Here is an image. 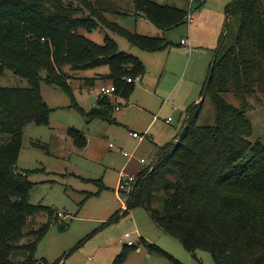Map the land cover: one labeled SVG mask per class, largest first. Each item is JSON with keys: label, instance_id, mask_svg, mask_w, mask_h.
<instances>
[{"label": "trees", "instance_id": "1", "mask_svg": "<svg viewBox=\"0 0 264 264\" xmlns=\"http://www.w3.org/2000/svg\"><path fill=\"white\" fill-rule=\"evenodd\" d=\"M76 1L79 7L73 0H0V78L9 69L29 83L0 85V264L64 262V256L54 263L36 257L38 243L58 221L57 214L30 202L33 171L17 166L27 125L49 122L52 109L42 96L41 81L71 94L60 69L68 64L75 70L107 65L115 96L127 98L135 83L127 79L142 77L146 71L141 60L121 51L113 38L107 36L104 44H98L79 32L95 30L98 22L77 16L93 11L92 1ZM134 2L136 14L162 30L187 23L184 9L153 0ZM225 14L228 27L201 93L216 105L215 124H197L203 101L190 105L181 132L158 147L152 166L136 175L128 191L119 190L125 208L101 228L144 208L158 227L191 253L208 251L217 264H264V140L251 139L253 124L245 110L223 96L264 93V5L260 0H234L225 6ZM102 22L144 50L168 46L164 37ZM114 108L115 99L101 95L89 114L109 118ZM73 135L85 144L78 131ZM42 214H47V221L33 224L32 219ZM124 256L122 252L114 264Z\"/></svg>", "mask_w": 264, "mask_h": 264}, {"label": "rangeland", "instance_id": "2", "mask_svg": "<svg viewBox=\"0 0 264 264\" xmlns=\"http://www.w3.org/2000/svg\"><path fill=\"white\" fill-rule=\"evenodd\" d=\"M90 1L95 9L77 16L89 17L98 26L95 30L81 28L79 32L98 44H104L107 36L113 38L121 51L137 56L146 71L142 80L134 83L129 97L109 96L115 99L109 118L89 114L97 105L101 89L114 86L105 74L109 73V66L75 70L65 65L59 72L70 84L71 94L56 84L41 81L42 96L52 109L49 122L27 125L17 162L19 170L33 171L29 175L33 182L30 202L49 207L57 214L58 221L50 225L38 243L36 257L49 263L64 256L63 264H114L124 252L120 264H217L208 251L187 250L178 238L158 227L144 208L101 226L125 208V199L117 191L121 173L138 175L151 167L158 146L181 132L190 105L203 101L197 124H215L216 105L209 95L201 93L215 50L228 27L225 6L234 0H153L194 13V22L168 30L140 18L134 0ZM260 1L264 5V0ZM73 5L79 7L76 0ZM95 14L130 32L164 37L168 46L144 50L106 26ZM236 25L233 18L231 28ZM188 38L196 52L181 44L182 39ZM42 75L46 76V72ZM0 85L27 87L29 83L7 69ZM223 96L245 110L253 124L251 139L264 140V93L244 98L227 92ZM116 105L120 108L116 109ZM168 117L172 118L170 123L166 121ZM73 131L84 137L85 144ZM132 131L148 136L139 141L131 135ZM141 158L148 163H141ZM42 215L33 218L32 223L46 222L47 214ZM127 232L132 233L137 247L120 242Z\"/></svg>", "mask_w": 264, "mask_h": 264}, {"label": "built area", "instance_id": "3", "mask_svg": "<svg viewBox=\"0 0 264 264\" xmlns=\"http://www.w3.org/2000/svg\"><path fill=\"white\" fill-rule=\"evenodd\" d=\"M195 20V15L193 12L189 11L188 14H187V23H192L194 22ZM182 44H189V41L186 40V39H182ZM192 49V47H190ZM128 82H138V81H141V76H137L135 78H132V77H129L127 79ZM115 91H116V87L115 86H107L105 88H102L101 89V95H104V96H114L115 95ZM119 102V101H118ZM120 106L119 105H116V109H119ZM171 119L172 118H168L167 119V122L170 123L171 122ZM131 135L136 138L137 140L139 141H143L147 136L148 134L147 133H137V132H131ZM111 146H113L111 144ZM124 155L125 156H128V153L127 152H124ZM141 162L142 163H148V161L145 159V158H142L141 159ZM136 176H132V175H128V176H125L123 175V179H121L120 183H119V189H123V190H126L128 191L130 189V186H131V183L135 180ZM132 237V233L131 232H127L121 239H120V242L125 244V245H129V246H132L134 245V241L131 239Z\"/></svg>", "mask_w": 264, "mask_h": 264}, {"label": "crops", "instance_id": "4", "mask_svg": "<svg viewBox=\"0 0 264 264\" xmlns=\"http://www.w3.org/2000/svg\"><path fill=\"white\" fill-rule=\"evenodd\" d=\"M139 17H140V18H143L144 16L139 15ZM144 18H146V17H144ZM187 40L189 41V44H187V45L191 46L189 38H188ZM181 44H182V40H181ZM191 47H192V46H191ZM193 48H194V47H192V51H193V52H196L197 49H193ZM189 50H190V49H189ZM105 74H108V73H105ZM142 78H143V77H141V80H142ZM111 85H113V84H111ZM100 94H101V93H99L98 99H99V97L101 96ZM98 99H97V101H98ZM97 103H98V102H97ZM113 111H114V110H113ZM112 113H113V112H112ZM155 118H156V116H155ZM168 118H171V117H168ZM168 118H167V119H168ZM167 119H166V121H167ZM171 121H172V119H171ZM132 132H133V131H132ZM158 147H159V146H158ZM141 159H142V158H141ZM141 159H140V162H141ZM146 160H147V159H146ZM147 161H148V160H147ZM141 163H142V162H141ZM143 164H145V163H143ZM123 175L128 176V175L125 174V173H121V176H120V179H119V183H120L121 179H123ZM132 176H136V175H132ZM119 190H120V189H119V184H118V190H117L118 193H120ZM119 195H120V194H119ZM120 197H121V196H120ZM123 205L125 206V202H124ZM120 239H121V238H120ZM124 245H125V244H124Z\"/></svg>", "mask_w": 264, "mask_h": 264}]
</instances>
